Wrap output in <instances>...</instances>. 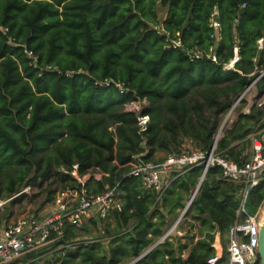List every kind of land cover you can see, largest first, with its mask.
<instances>
[{
    "label": "trees",
    "instance_id": "16d2710c",
    "mask_svg": "<svg viewBox=\"0 0 264 264\" xmlns=\"http://www.w3.org/2000/svg\"><path fill=\"white\" fill-rule=\"evenodd\" d=\"M261 37L264 0H0V201L36 186L43 207L58 193L79 191L80 184L62 171L75 164L80 174L107 173L85 187L101 194L119 184L122 210L103 223L102 240L55 251L52 263L126 264L138 258L178 217L202 167L187 170L159 194L128 176V163L134 155L149 161L179 153L185 140L209 149L222 117L253 78L248 74L264 68ZM176 39L180 46L172 44ZM235 47L240 59L225 70ZM142 99L149 102L142 109L150 116L146 148L136 113L125 109ZM246 102L218 141L236 162L249 158L242 155L248 135L264 127V106L243 113ZM239 189L222 178L220 166L209 168L185 213L187 233L195 223L201 231L188 255L187 243L172 235L135 264H207L216 252V233L228 237L246 216L237 212ZM263 202L264 178L249 192L247 214ZM12 213V207L0 210V230ZM87 226L75 229L67 221L65 237L52 247L84 236ZM221 247L225 257L227 244ZM251 264H260L258 256Z\"/></svg>",
    "mask_w": 264,
    "mask_h": 264
},
{
    "label": "built area",
    "instance_id": "2783aa9c",
    "mask_svg": "<svg viewBox=\"0 0 264 264\" xmlns=\"http://www.w3.org/2000/svg\"><path fill=\"white\" fill-rule=\"evenodd\" d=\"M211 22L212 26L217 29L218 23L215 17H212ZM263 42L264 37L257 40L258 48H262ZM172 44L180 46L181 41L176 39L172 41ZM26 52L30 57H33L32 52ZM234 53L232 60L223 66L225 70L234 69L235 63L239 61L240 56L237 47H235ZM195 56L199 57L201 54L195 52ZM211 58L216 61L214 55ZM248 75L253 78L222 117L209 149L202 150L190 140H185L179 153L170 152L160 160L149 161L144 160L142 154L134 155L128 163L130 169L127 175L138 177L143 188L159 194L163 193L178 176L195 166L202 167L204 176L209 168L220 166L222 168V178L240 186L237 193V198L240 202L237 212L239 215L245 214L246 216L244 220L236 222L230 229L227 237L228 244L225 257L221 246H219L216 248L215 254L207 259V264H251L258 256V234L262 211L261 207H259L255 214H247L245 204L250 190L264 178V127L256 128L255 131L248 135L251 147L242 153V155L249 153L247 160L236 162L228 155L225 149H218V141L224 135V132L230 129L236 121L237 108L243 99L247 101L242 109L243 113H249L252 105L260 108L264 106V84L260 87V83L264 79V68L255 67ZM102 84L109 85L110 82L105 81ZM116 85L120 92L125 91L122 84L117 83ZM248 94L252 96L247 98ZM253 98L256 100H253ZM143 101L147 100L131 101L126 104L125 109L136 113V126L142 139L141 145L146 148L144 133L148 128L150 116L147 113H142L143 108L141 105ZM62 171L69 174L80 184V190H67L58 193L56 199L49 203L52 206L48 207L43 216L25 213L17 216L13 221L8 220L6 225L0 230V264H15L23 256L30 253H34V257L19 264H26L32 261H35L36 264H49L46 260L55 251L69 250L80 244L100 241L103 238L104 230L100 228V230L102 229L101 238L82 236L52 247L53 244L65 237V223L67 221L75 229H81L92 220L100 221L102 224L113 211L122 210L123 201L119 184L112 188H107L101 194L89 193L85 187V183L90 178L100 179L102 176H108L109 174L98 171H88L85 174H80L77 164L73 165V168L69 171L65 169H62ZM60 195L62 196L61 200L58 199ZM193 199H188L178 217L165 230L157 242L161 243L165 238L174 234L178 226L186 219L185 213ZM137 261V258H135L126 264H135Z\"/></svg>",
    "mask_w": 264,
    "mask_h": 264
},
{
    "label": "rangeland",
    "instance_id": "374dc122",
    "mask_svg": "<svg viewBox=\"0 0 264 264\" xmlns=\"http://www.w3.org/2000/svg\"><path fill=\"white\" fill-rule=\"evenodd\" d=\"M160 11L162 13H165L164 9H160ZM251 96H250V94H248L247 98H249ZM253 100H256V99L253 98ZM148 104H149L148 101H143V104L141 106L143 108L144 106H147ZM239 104H238V106H239ZM237 111H238V109H237ZM249 147H251V144L249 145ZM38 191L39 190L36 186H31L30 188H26L23 190V192L25 193V195L23 197L19 198L20 197V195H19L16 197L17 199H14L13 201H11V204L9 207H12L13 213H12L11 217L9 218V221H13L17 218V216H19L21 214H25V213L37 214L38 216H43L45 214L48 207L52 206V204H46L42 207L41 202L43 201L44 194L43 195H37ZM58 199L61 200L62 196L60 195L58 197ZM5 200L6 199H3L0 201V204H1L0 210H2L4 207H6V205L4 204ZM9 207H6V208H9ZM87 229H88V231L86 230L87 232H84V231L81 232L84 236L100 237L101 238L100 234H101L102 229L100 230V229H98V227H94V225L87 226ZM222 242L225 243V242H227V240L224 239ZM221 249H222V247H221ZM145 251L146 250H144V252ZM32 258H33V256L31 257L28 255H25L15 264H19L20 262L24 263L25 261H29ZM56 258H57L56 255L48 256L47 261L49 262V264H57V263H52V262H55Z\"/></svg>",
    "mask_w": 264,
    "mask_h": 264
},
{
    "label": "crops",
    "instance_id": "0c3cea01",
    "mask_svg": "<svg viewBox=\"0 0 264 264\" xmlns=\"http://www.w3.org/2000/svg\"><path fill=\"white\" fill-rule=\"evenodd\" d=\"M191 195V194H190ZM189 198H190V196H189ZM188 198V199H189ZM187 201L188 200H186V203H187ZM46 213V212H45ZM112 214V213H111ZM111 214H110V216L107 218V220L111 217ZM177 218V217H176ZM106 220V221H107ZM110 220V219H109ZM173 221L175 220V218L174 219H172ZM172 220H170L169 221V223H168V227L166 228V230L171 226V224L173 223V221ZM172 221V222H171ZM93 222H94V220H92L91 222H89L88 224H86V225H88V226H91V225H93ZM96 222V221H95ZM171 222V223H170ZM103 223L105 224V222L103 221L102 222V224L100 223V221H98V226L101 228L102 227V225H103ZM189 229V227H187V223L185 222V221H183L179 226H178V228H177V230L174 232V234H173V236H175V237H177V238H179L180 240H181V242L182 243H187V248L186 249H184L183 250V256L185 257V256H187L188 255V252H189V248L193 245V244H195L196 242H197V240L199 239V238H201V231H200V226H198V223H195V225H194V227H191V232H189V234L187 233V230ZM187 234H188V236L189 237H187ZM159 239V238H158ZM227 240V237L226 238H224V237H222L220 234H219V232L218 233H216V236H215V240H214V243H213V246L215 247V249L217 248V247H219V246H221V242L223 241V240ZM158 240H156V242H157ZM226 244H228V240H227V242H225ZM153 245V244H152ZM152 245H150V246H152ZM149 246V247H150ZM148 247V248H149ZM147 250V249H146Z\"/></svg>",
    "mask_w": 264,
    "mask_h": 264
},
{
    "label": "water",
    "instance_id": "95a60500",
    "mask_svg": "<svg viewBox=\"0 0 264 264\" xmlns=\"http://www.w3.org/2000/svg\"><path fill=\"white\" fill-rule=\"evenodd\" d=\"M204 178V174L202 173L199 182L196 186V188L194 189V191L192 192V194L190 195V200H192V198H194L198 192V189L200 187L201 182L203 181ZM23 191L14 194L13 196H11L10 198L6 199L4 204L6 205V207H9L11 204V201H13L17 196H19ZM1 205V204H0ZM261 211H262V220L260 222V229H259V234H258V248H257V255L259 258V262L260 264H264V202L261 206ZM157 244H159V242H155L152 246H150L142 255H140L137 260H139L141 257H143L146 253H148L151 249H153Z\"/></svg>",
    "mask_w": 264,
    "mask_h": 264
}]
</instances>
